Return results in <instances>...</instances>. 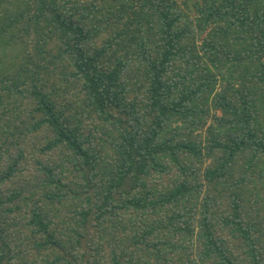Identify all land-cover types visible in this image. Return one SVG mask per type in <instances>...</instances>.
I'll list each match as a JSON object with an SVG mask.
<instances>
[{
	"label": "trees",
	"instance_id": "16d2710c",
	"mask_svg": "<svg viewBox=\"0 0 264 264\" xmlns=\"http://www.w3.org/2000/svg\"><path fill=\"white\" fill-rule=\"evenodd\" d=\"M0 264H264V0H0Z\"/></svg>",
	"mask_w": 264,
	"mask_h": 264
},
{
	"label": "rangeland",
	"instance_id": "374dc122",
	"mask_svg": "<svg viewBox=\"0 0 264 264\" xmlns=\"http://www.w3.org/2000/svg\"><path fill=\"white\" fill-rule=\"evenodd\" d=\"M179 5L181 6V8H185L184 6L185 5L189 6V3H188V1H185V5L184 4H181V3ZM173 124H178V123H171L170 126L172 127Z\"/></svg>",
	"mask_w": 264,
	"mask_h": 264
}]
</instances>
